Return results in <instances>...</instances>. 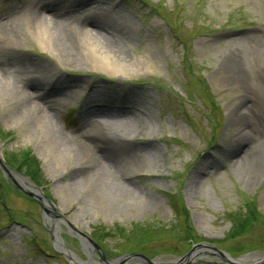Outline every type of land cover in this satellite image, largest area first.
Here are the masks:
<instances>
[{"label":"rangeland","instance_id":"1","mask_svg":"<svg viewBox=\"0 0 264 264\" xmlns=\"http://www.w3.org/2000/svg\"><path fill=\"white\" fill-rule=\"evenodd\" d=\"M21 1L0 0V21L15 18ZM50 1L86 3L101 20L113 18L124 33L115 55L129 65L114 75L97 70L80 50L55 57L37 46L21 16L16 35L0 37V64L29 76L23 92H39L47 105L34 120L23 92L3 86L8 77L0 73V129L10 133L0 139V158L5 163L8 152L28 150L40 169L37 183L7 166L70 224L61 223L56 245L46 218H60L0 170V264H144L118 257L138 249L132 240L146 232L152 240L144 255L176 264L192 243L181 239L171 194L187 209L198 241L221 252L202 248L188 264H264L254 262L264 256V0H41ZM46 72L51 85L35 80ZM88 125L107 138V149L91 134L92 140L80 136ZM96 160L105 170L95 172ZM250 199L259 220L225 239L228 213ZM134 224L142 234H127ZM115 225L126 233L96 238L97 227ZM73 227L98 249L88 242L86 250Z\"/></svg>","mask_w":264,"mask_h":264},{"label":"bare ground","instance_id":"2","mask_svg":"<svg viewBox=\"0 0 264 264\" xmlns=\"http://www.w3.org/2000/svg\"><path fill=\"white\" fill-rule=\"evenodd\" d=\"M52 3L53 2L51 1L49 3H42L41 0L21 1L18 6L17 14H15V18L3 17L2 19L4 21H0V37L11 38V36H15L19 31L20 25L18 22L20 19L19 17L21 16L22 18L24 17L29 21L30 33L36 41L37 46L41 50L48 51L55 57L56 51L60 55H68L69 53L73 54L74 51L80 50L81 52L85 53L87 59H89L93 63V67L97 66V70H101L107 73L109 72L114 75H123L125 72H127V66L129 65V63L124 62L115 55V52H119L121 50V47H119V38L124 36V33L121 31V29L116 28V25L114 24L115 20L113 18L109 17V22L101 20L98 14H95V12L92 11L88 12V10H86V3H81L79 5L71 4L67 6H58L55 3ZM72 33H78V40L77 38L75 39V37H73ZM76 42L78 44V47L76 45H72V43ZM6 63L5 60H3L2 64H0L1 77L4 79L5 77H8V83L3 84V86L9 88L12 87L14 88V92L21 91L20 93H22L24 90V85L26 86L31 81V78L21 73L20 69L18 70V68L8 70L7 66H5ZM34 72L37 71L34 69ZM46 75H48L47 72L41 74L39 73V76H37L38 78H34L36 81L40 80L44 82L45 80L46 82L44 83L46 85H51L52 83L50 80H48L49 78ZM53 89H56V87H53ZM41 90L46 94H50V92L52 91L50 89L45 92L43 89ZM22 94V103L25 107L27 105L28 109L34 110L33 119L36 120L38 117H40V115H37V112L35 113V111L38 110L39 112L47 108L46 103H44L43 101L44 96L37 91L32 93L23 92ZM107 109H111V107ZM30 122L32 123L33 120ZM41 124L46 127L51 126V124L49 125L45 122H42ZM90 126L91 125L84 127L80 136H82V138L84 139L92 140V138L87 136L91 134L90 136H93V139L95 141L94 143H96L97 141V145L99 147L107 149L104 145L107 143V138L90 133V128L92 129V127ZM65 137L71 138L69 136ZM248 137L249 135H246L245 133V136H242L240 139H248ZM73 140L77 141L78 139ZM80 141L81 140L79 139V142ZM96 162L98 163L99 161L96 160ZM97 163L95 164L96 169H98V171L95 170L96 173L105 170L103 162H99L100 168H98ZM253 170L255 172H258L260 170L259 165L256 162L253 164ZM118 189L120 188L118 187ZM125 189L126 191H128L127 188ZM46 220L54 229L56 245H60L61 238L58 236V233L59 231H64L61 226L62 220H53L48 218H46ZM80 241L83 247L86 250L90 251L88 242L82 238ZM63 250L66 253L71 254L69 250L65 248H63ZM246 258L247 257H245L244 259ZM255 261L257 263H261V261H259L258 259H255L254 262Z\"/></svg>","mask_w":264,"mask_h":264},{"label":"trees","instance_id":"3","mask_svg":"<svg viewBox=\"0 0 264 264\" xmlns=\"http://www.w3.org/2000/svg\"><path fill=\"white\" fill-rule=\"evenodd\" d=\"M174 39L177 42H180L179 39L176 37V34L174 35ZM189 67V66H187ZM201 85L203 86L204 90L207 91L206 86L203 84V82L200 80ZM209 101L211 102L210 107L214 110H217V107H219L215 100H213L212 96L209 94ZM204 103V102H203ZM216 123H218L217 120H215ZM10 135V133H4L0 129V139H5ZM5 163L12 168L13 170L18 172H22L26 176H28L34 183H37L38 180H40V169H38V162L37 159L33 156H31L30 152L28 150L21 151L18 153L8 152L5 156ZM0 203H2V200H0ZM169 203L174 213V220L177 226L180 228V234L181 239L186 243H191L198 241L202 239L201 237L194 234L192 230V226L190 224V216L187 211V209L184 207V205L181 203L180 198L177 194H171L169 195ZM8 214L9 211H7ZM11 215V214H10ZM260 214L256 211V206L254 204L253 200H247L244 202V206L241 210L236 211L234 213H228V219L230 220L231 227L229 231L227 232L225 239H233L239 236L241 233L246 231L255 221L259 220ZM137 224L133 225L130 228V231L127 232V234H132L135 232V234H142V230L136 227ZM98 233V236L96 235V238L101 237H109L112 235H120L123 236L126 233V230L121 228L118 225L113 226L110 229H103L101 227L96 228V232ZM142 237H135L133 238L132 242L136 243L138 245V249H132L128 252H120V254L130 253V252H140L144 253V247L146 244L152 240L151 235L149 236V232ZM126 239V237H125Z\"/></svg>","mask_w":264,"mask_h":264},{"label":"water","instance_id":"4","mask_svg":"<svg viewBox=\"0 0 264 264\" xmlns=\"http://www.w3.org/2000/svg\"><path fill=\"white\" fill-rule=\"evenodd\" d=\"M0 170L2 171L3 175L6 178L10 179V181L12 182L14 187H16L21 193L25 194L29 198L36 200L40 204L42 211L47 212L49 210L48 212H50V214H52L53 217L60 218L62 220V222H64L68 226H70V224L67 222L66 218L63 215H61L55 209V206L51 200H49L42 193H40V191L38 190V188L36 186L27 183L24 180L25 178L22 177L23 179L17 180L16 177L14 176V174H16V173L13 170H11L9 167H7L1 158H0ZM71 228H72V226H71ZM75 230L78 232L80 237L85 239L87 242L93 244L98 249V247L94 244V242L86 234L78 231L77 229H75ZM202 248H210L212 250L220 252L219 250H217L215 248L214 245L207 243V242H200V243L194 244L191 247V249L189 250V252H187L185 255L179 257L176 262L177 263H184V264H188V263L192 262L194 260V258L196 257L197 250H200ZM245 257L246 256H244L242 258V260H244ZM123 258L134 259V260H137V261L144 263V264H154V262L152 260L146 258L145 256H143L142 254H139V253H132V254L122 255V256L118 257L119 260L123 259ZM258 260L261 262H264V256ZM232 264H237V263L232 262Z\"/></svg>","mask_w":264,"mask_h":264}]
</instances>
